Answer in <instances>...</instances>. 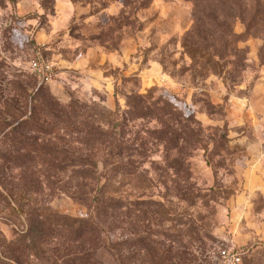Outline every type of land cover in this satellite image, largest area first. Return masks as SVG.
<instances>
[{
    "label": "rangeland",
    "instance_id": "374dc122",
    "mask_svg": "<svg viewBox=\"0 0 264 264\" xmlns=\"http://www.w3.org/2000/svg\"><path fill=\"white\" fill-rule=\"evenodd\" d=\"M263 236L264 0H0V264H264Z\"/></svg>",
    "mask_w": 264,
    "mask_h": 264
},
{
    "label": "built area",
    "instance_id": "2783aa9c",
    "mask_svg": "<svg viewBox=\"0 0 264 264\" xmlns=\"http://www.w3.org/2000/svg\"><path fill=\"white\" fill-rule=\"evenodd\" d=\"M32 73L41 81H47L50 77L49 67L42 66L38 61H32L29 64ZM244 251L231 246L219 252L215 259V264H243Z\"/></svg>",
    "mask_w": 264,
    "mask_h": 264
},
{
    "label": "trees",
    "instance_id": "16d2710c",
    "mask_svg": "<svg viewBox=\"0 0 264 264\" xmlns=\"http://www.w3.org/2000/svg\"><path fill=\"white\" fill-rule=\"evenodd\" d=\"M89 200H91V199H89ZM91 202H93V200H91ZM73 228H78V231H82V229H83V231H86L88 228L89 229L92 228L93 230H95L94 228H99V225L97 222H95V220L92 217H89L86 221L69 220V232H70V229L73 230ZM244 256H245V254H244Z\"/></svg>",
    "mask_w": 264,
    "mask_h": 264
},
{
    "label": "crops",
    "instance_id": "0c3cea01",
    "mask_svg": "<svg viewBox=\"0 0 264 264\" xmlns=\"http://www.w3.org/2000/svg\"><path fill=\"white\" fill-rule=\"evenodd\" d=\"M261 241L264 242V236L261 238Z\"/></svg>",
    "mask_w": 264,
    "mask_h": 264
}]
</instances>
